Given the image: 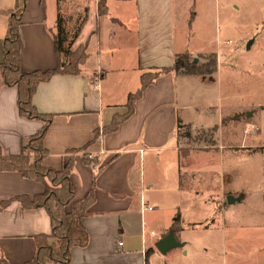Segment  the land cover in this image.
Wrapping results in <instances>:
<instances>
[{"label": "crops", "instance_id": "crops-1", "mask_svg": "<svg viewBox=\"0 0 264 264\" xmlns=\"http://www.w3.org/2000/svg\"><path fill=\"white\" fill-rule=\"evenodd\" d=\"M63 1L0 0V64L10 16L21 9L23 72L54 69L67 56L66 46H85L78 73H56L33 96L39 112L54 115L43 137L48 150L43 164L59 170L73 161L75 201L94 190L83 218L89 240L72 248L71 264H264L261 188L230 184L224 160L186 162V150L179 148L180 129L221 128L227 117L240 129L242 121L233 117L246 112L220 118L218 110L215 117L216 105L209 103L215 75L208 80L161 72L174 65L178 53L197 58L221 51L195 42L205 0H106L103 14L100 0H84L85 17L72 42ZM59 17L66 31L60 53ZM148 71L161 73L134 101V112L107 131L115 115L128 111V96ZM18 96L0 70V153L8 156L20 154L45 124L21 115ZM46 187L18 171L0 170V203L11 201L0 209V264L30 263L38 250L35 236L52 233L45 207L25 208L15 199L33 200ZM171 232L182 245L162 253L157 242Z\"/></svg>", "mask_w": 264, "mask_h": 264}, {"label": "rangeland", "instance_id": "rangeland-1", "mask_svg": "<svg viewBox=\"0 0 264 264\" xmlns=\"http://www.w3.org/2000/svg\"><path fill=\"white\" fill-rule=\"evenodd\" d=\"M85 1L61 2L62 14L73 26L68 42L85 17ZM199 9L196 44L206 51L221 48L196 56L201 63H209L212 54L219 58L216 83L209 86L215 117L218 110L220 118L246 113L233 117L242 121L240 129L228 117L221 128L180 129L179 148L186 150V162L224 160L228 183L261 188L264 197V0H205ZM70 60L63 55L62 62ZM252 128L255 134L249 133Z\"/></svg>", "mask_w": 264, "mask_h": 264}, {"label": "trees", "instance_id": "trees-1", "mask_svg": "<svg viewBox=\"0 0 264 264\" xmlns=\"http://www.w3.org/2000/svg\"><path fill=\"white\" fill-rule=\"evenodd\" d=\"M22 10L13 11L10 16L8 33L3 43L5 60L0 64V70L5 84L16 86L18 89V108L21 115L26 118L43 120L45 124L36 134L28 138L20 154L8 156L0 153V170L18 171L25 178L45 181L47 184L44 193L35 196L33 200L26 196L15 197L25 208L45 207L51 217L52 233L35 236L38 250L35 257L27 264H71L72 248L76 245L85 246L89 240L83 218L88 215V209L95 201L94 190L92 189L84 200L75 201L76 187L70 178L74 169L73 161H69L59 170L46 167L43 164V159L48 155L43 137L54 115L39 112L33 103V96L41 82L49 80L56 73H78L81 65L85 62L87 53L85 46H80L76 50L69 46L65 48L67 56L71 59L69 63L60 60L59 65L54 69L23 72L20 63L22 47L19 35ZM99 12L102 14L106 12V0H100ZM76 30L71 42L80 32L79 28ZM58 31L56 46L60 53L64 47L63 43L66 41V31L62 25L61 17L58 21ZM175 58L174 65L164 68L162 73L174 70L187 74H199L203 79H214L213 75L218 68V58L213 54L209 63H201L195 57L192 58L189 53H178ZM161 72L148 71V73L142 74L141 86L128 96L126 103L128 111L125 114L115 115L112 123L105 128L107 131L117 130L122 120L134 112V101L141 96L149 84L155 81ZM10 202L0 203V209ZM73 202V209L67 211L66 206ZM5 264L10 263L6 262Z\"/></svg>", "mask_w": 264, "mask_h": 264}, {"label": "water", "instance_id": "water-1", "mask_svg": "<svg viewBox=\"0 0 264 264\" xmlns=\"http://www.w3.org/2000/svg\"><path fill=\"white\" fill-rule=\"evenodd\" d=\"M196 60H198V58H196ZM232 197L233 196H229V200L233 199ZM180 245L182 244L175 241V235L173 232L168 234L167 237L158 240L157 242V247L162 253H166L168 249Z\"/></svg>", "mask_w": 264, "mask_h": 264}, {"label": "built area", "instance_id": "built-area-1", "mask_svg": "<svg viewBox=\"0 0 264 264\" xmlns=\"http://www.w3.org/2000/svg\"><path fill=\"white\" fill-rule=\"evenodd\" d=\"M249 131H250V132H256L257 130H256L255 128H252V129H250ZM145 208H146V207H145ZM147 209H150V210H151L152 207H148V206H147ZM117 244H118V247L121 248L122 245H123V241L119 240V241L117 242Z\"/></svg>", "mask_w": 264, "mask_h": 264}]
</instances>
